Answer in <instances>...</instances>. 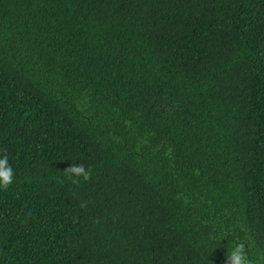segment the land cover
<instances>
[{"label":"trees","instance_id":"1","mask_svg":"<svg viewBox=\"0 0 264 264\" xmlns=\"http://www.w3.org/2000/svg\"><path fill=\"white\" fill-rule=\"evenodd\" d=\"M3 150L0 264H264V0H0Z\"/></svg>","mask_w":264,"mask_h":264},{"label":"clouds","instance_id":"2","mask_svg":"<svg viewBox=\"0 0 264 264\" xmlns=\"http://www.w3.org/2000/svg\"><path fill=\"white\" fill-rule=\"evenodd\" d=\"M4 155L0 157V190H7L14 183L15 173L8 161L6 150ZM65 173L68 174L71 183L79 185L81 181H88L91 179L90 169L85 168L83 164H72L67 168ZM87 205L84 203L80 204L81 208H85ZM227 264H248L247 259L243 253V246H237L227 258Z\"/></svg>","mask_w":264,"mask_h":264}]
</instances>
